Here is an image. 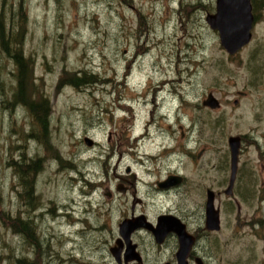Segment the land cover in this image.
Returning <instances> with one entry per match:
<instances>
[{"label": "rangeland", "instance_id": "obj_1", "mask_svg": "<svg viewBox=\"0 0 264 264\" xmlns=\"http://www.w3.org/2000/svg\"><path fill=\"white\" fill-rule=\"evenodd\" d=\"M8 1L17 21L21 15L27 21L23 47L34 60L33 83L50 98L49 142L60 151V159L35 144L46 145L36 137L37 122L29 119L24 107H6L15 84L7 70L14 67L0 55V67L5 66L0 69V264H16V258L26 264H96L97 251L70 234L79 227L73 222L58 219L55 227L47 217L37 218L24 244L23 235L13 233L14 218L36 219L29 206L23 210L13 171L23 154L37 168L42 164L34 157H44L35 194L37 189L45 201L55 200L57 214L72 207L75 212L68 219L74 220L84 200L78 189L84 188L87 170L99 169V174L87 177L101 182V160L114 162L119 153L122 169L129 165L153 174L149 182L167 170L182 173L190 186L183 199L192 202L196 193V220L204 213V185L212 186L222 223L217 255L231 264H264V176H248L242 189L234 191L239 212L234 205L230 210L227 199L233 193H224L229 136L254 134L264 148V119L256 120L257 113L264 116V9L251 41L230 55L205 21L215 10V0ZM140 12L147 27L143 34L136 26ZM63 69L96 74L97 82L80 88L57 86ZM209 92L220 102L212 111L201 104ZM85 137L96 144H86ZM249 144L244 143L240 161L250 163L257 157V143ZM203 148H208L207 155L197 161ZM12 161L17 162L14 167ZM105 186H100L101 195ZM102 198L103 205L110 203ZM107 223L100 225L106 228ZM45 231L51 237L42 246H52L53 260L46 251L37 255L41 243L32 246L35 233L42 237ZM89 238L91 245L93 237Z\"/></svg>", "mask_w": 264, "mask_h": 264}, {"label": "flooded vegetation", "instance_id": "obj_2", "mask_svg": "<svg viewBox=\"0 0 264 264\" xmlns=\"http://www.w3.org/2000/svg\"><path fill=\"white\" fill-rule=\"evenodd\" d=\"M258 3L260 4L259 9H257ZM250 4L254 20L253 27H255L263 13L264 0H250ZM209 93L214 96L212 92ZM240 94L245 96L247 92H240ZM204 100L205 98L201 101L203 107L212 111L213 108L205 105L203 103ZM234 103L239 105L238 100H235ZM257 114L260 116L259 119H256L257 122H262L264 116L261 113ZM253 135L250 133L229 136L239 138L235 177L231 192L233 196L227 199L230 201V210H232L234 205L237 212L240 210V205L238 204L239 201L235 200L234 191L238 188L242 189V182L246 177L249 176V180L256 177L258 180L261 176H264V148L260 147L258 139H255ZM197 141L200 142L201 140L198 139ZM249 142L250 144L257 143V157H253L250 163L244 160L240 161L243 145L244 143L249 144ZM35 144L40 151L46 152V150H50V145L39 146L38 143ZM95 144V142H92V145ZM262 146H264V142ZM228 148L225 170H227L229 176L226 188L230 184L232 172V154L229 144ZM207 149L203 148L202 152L197 154V161L207 155ZM118 155L119 159L111 163L107 160H101V175L105 176V179H102L101 182L87 177L92 172L99 174V169L87 170V175L83 178L84 188L78 189L82 194L81 198H84V200L80 203L74 220H69L68 218L73 215L75 209L71 207L69 212L64 215L57 214L55 200L45 201V197L37 189V194H35V181L46 161L40 155H36L34 157L36 160L34 161H41L42 166L38 172L36 170L32 176L30 175L32 184L31 187H28L29 194H26V186L23 184L24 171L27 165L36 166L34 165L35 163H30L31 159L25 161L23 154V160L17 161L16 181L19 187L18 196L20 203L22 202L23 210L25 206L32 207L31 210H34L36 219L33 220L28 217L23 220L20 218V220L26 221L28 219L34 228L38 221L44 219V216L55 223V227L58 224V219L66 223L71 224L73 222L75 225H79L70 234L83 239L89 246L87 247L88 250L95 249V252L97 251L99 258L96 264H231L229 259H223L216 253L220 241L218 234L222 230L218 207H216L219 210L218 228L214 230L208 229L206 222L205 204L207 193L210 191L214 193V197L216 196L212 186L204 185V213L202 217L199 216L198 220H196V193L192 202L187 197L183 199L185 192L190 186L187 178L182 173L167 170L164 172L165 174L163 173L164 175H156L154 182H149L147 179L153 178V174L147 172L143 174L142 171L139 173L129 165L122 169L121 154L119 153ZM256 171H258L257 175H255ZM225 176L226 172L224 173ZM262 183L264 186V180H262ZM102 185H106L103 195L110 200V203L105 204L107 206L103 205V195L100 194V186ZM193 188L196 191V180ZM163 197H166V200H161ZM167 200L171 201L166 205L160 204L165 203ZM51 204L53 208L50 207ZM101 219L104 222H101ZM239 219V217L235 218L236 221ZM106 222H108L106 228H103L100 224ZM55 227H52L54 231H56ZM20 233L23 235L24 239L22 242L24 244L26 236H24V233ZM242 234L244 235L245 232ZM36 237L37 234L35 233L34 238ZM50 237V232L47 231L46 233L45 231L42 239L43 241H48ZM89 237H93L91 245L88 242ZM86 246L84 245V247ZM28 247L30 251H33L32 247ZM81 251L83 252V246H81ZM47 252L50 259L53 260L55 251L52 250V246L49 250L47 248Z\"/></svg>", "mask_w": 264, "mask_h": 264}, {"label": "trees", "instance_id": "obj_3", "mask_svg": "<svg viewBox=\"0 0 264 264\" xmlns=\"http://www.w3.org/2000/svg\"><path fill=\"white\" fill-rule=\"evenodd\" d=\"M259 4V3H258ZM257 6V9H259ZM21 12H23L21 10ZM144 13L140 12L139 21L136 24L138 28V34L142 33L147 27L145 26ZM17 13L11 12V5L8 0H0V55L8 59L14 69L7 70L12 76H15V84L11 90V99L7 102L8 108L15 107L16 105L24 107L27 111L29 119H33L37 122V134L38 139L44 140L46 145H50L49 149L54 153V156L57 159H60V154L58 149L49 142L50 135V124L48 120V115L50 116L51 104L50 98L44 91L37 87L34 82L36 72L35 65L32 56H28L23 47V37L27 27V21H25V16L21 15L20 21H17ZM144 33V32H143ZM142 33V34H143ZM5 66L3 65L0 69L4 70ZM58 84L61 85H71L73 87H82L85 83L91 84L96 83V74H90L85 70L77 71H66L61 70L59 73ZM7 96V93L5 94ZM13 167L16 165V162L12 161ZM40 170V168L32 167L27 165L26 170L24 171L23 184L26 186V194L28 195V187H31V177L35 172ZM16 170L13 171L14 177L16 178ZM32 208V207H31ZM16 221L15 224H11L10 227L13 233L16 235L20 232L24 233V236L27 234V229L33 227L27 219L22 221L19 217L13 219ZM42 237H36L33 239L32 246H36L41 243V249L37 255L41 257L45 255L47 249L42 246ZM16 264H26L25 259L15 260Z\"/></svg>", "mask_w": 264, "mask_h": 264}, {"label": "water", "instance_id": "obj_4", "mask_svg": "<svg viewBox=\"0 0 264 264\" xmlns=\"http://www.w3.org/2000/svg\"><path fill=\"white\" fill-rule=\"evenodd\" d=\"M205 21L212 30L218 32L221 46L230 55L235 54L245 46L251 39L253 17L251 13L250 0H215V12L208 13ZM211 108L219 107L218 100L211 94L203 102ZM232 154V172L230 184L224 193L230 195L235 177L239 138L229 137L228 139ZM91 144L90 140H86ZM206 222L208 229L214 230L219 225V210L214 205V193L208 192L206 198Z\"/></svg>", "mask_w": 264, "mask_h": 264}]
</instances>
